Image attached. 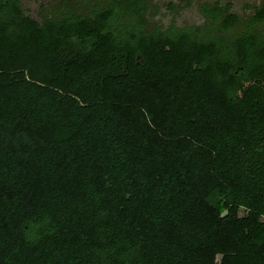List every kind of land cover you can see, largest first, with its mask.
I'll list each match as a JSON object with an SVG mask.
<instances>
[{
  "label": "trees",
  "instance_id": "trees-1",
  "mask_svg": "<svg viewBox=\"0 0 264 264\" xmlns=\"http://www.w3.org/2000/svg\"><path fill=\"white\" fill-rule=\"evenodd\" d=\"M96 1L0 0V264H264V4Z\"/></svg>",
  "mask_w": 264,
  "mask_h": 264
},
{
  "label": "rangeland",
  "instance_id": "rangeland-1",
  "mask_svg": "<svg viewBox=\"0 0 264 264\" xmlns=\"http://www.w3.org/2000/svg\"><path fill=\"white\" fill-rule=\"evenodd\" d=\"M26 13L31 17L41 20L42 15L58 16L62 13V3L66 0H20ZM70 0L79 13H88L92 6L97 4L96 0ZM151 11L146 18L148 28H168L170 26L188 27L199 29L201 32H211L212 21L207 19L202 9L205 6L215 4L225 5L231 3L233 12L241 19V26L236 31L247 29V22L254 14L255 7L264 4V0H151ZM264 32V26L257 29ZM235 34L231 32V35ZM240 55L243 51H239Z\"/></svg>",
  "mask_w": 264,
  "mask_h": 264
}]
</instances>
